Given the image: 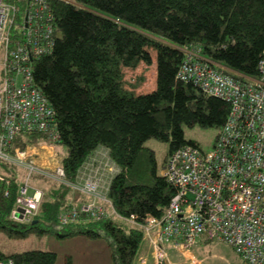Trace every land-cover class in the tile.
Masks as SVG:
<instances>
[{"label": "trees", "instance_id": "1", "mask_svg": "<svg viewBox=\"0 0 264 264\" xmlns=\"http://www.w3.org/2000/svg\"><path fill=\"white\" fill-rule=\"evenodd\" d=\"M71 1L50 0L55 44L50 54L34 60V82L54 107L55 145L66 147L61 166L67 180L75 181L93 160V153L100 147L106 149L107 160L116 170L108 196L117 214L100 219L81 214L77 222L61 224L60 211L75 205L70 196L73 189L49 181L34 218L16 221L10 214L21 174L16 165L0 162L4 177L0 181V224L18 232L53 229L59 237H104L112 264H139L145 248L143 230L126 218L161 216L175 193L157 170L155 151L145 141L156 137L169 142L166 164L174 150L198 145L185 138L184 124L199 123L219 129V134L230 111L223 98L181 79L180 67L191 51L197 54L194 59L223 69L240 82L261 79L264 0ZM154 61L152 90L118 92L126 68ZM46 137L39 131L21 132L6 150L14 155L16 150L47 144ZM8 257L15 264H54L57 253L30 249L7 254L0 248V259Z\"/></svg>", "mask_w": 264, "mask_h": 264}, {"label": "built area", "instance_id": "2", "mask_svg": "<svg viewBox=\"0 0 264 264\" xmlns=\"http://www.w3.org/2000/svg\"><path fill=\"white\" fill-rule=\"evenodd\" d=\"M54 36L50 0H0V162L26 170L10 214L16 221H31L42 203L43 189L30 182L34 174L93 197L62 209L61 224L77 222L81 214L100 219L107 215L106 204L112 208L98 169L69 181L61 165L39 169L33 150H16L14 155L6 150L21 132L58 138L54 107L35 84L33 73L34 60L53 51ZM195 55L189 51L179 77L226 100L227 121L210 150L186 144L170 153L163 174L175 193L161 216L132 215L126 220L142 228L153 264H203L208 255L195 246L216 240L233 247L243 264H264V53L258 63L262 78L247 82ZM106 166L115 171L108 161ZM0 264L15 262L8 257Z\"/></svg>", "mask_w": 264, "mask_h": 264}, {"label": "rangeland", "instance_id": "3", "mask_svg": "<svg viewBox=\"0 0 264 264\" xmlns=\"http://www.w3.org/2000/svg\"><path fill=\"white\" fill-rule=\"evenodd\" d=\"M126 74L128 76L117 88L118 92L136 94V91L139 90L147 92L153 89L152 85L154 83L149 74L145 73L146 77L144 80L146 79L147 83L145 81L141 82L136 72L129 70ZM150 80L151 82L149 83L148 81ZM114 86H116V83ZM124 89L130 91H124ZM183 130L187 140L194 141L205 151L213 147L219 131L216 128L201 126L199 123L192 125L184 124ZM47 139L51 143L38 144L29 148L33 150V158L37 161L38 168L44 170L47 168L54 169L61 165V160L66 153V147L55 145L56 140ZM145 145L154 149L157 170L163 173V170L165 171V159L169 152V142L156 137H150L145 141ZM89 163L92 164L93 160L91 159ZM16 167L19 174H21V181H23L26 178V170L19 164ZM16 175L18 176V174ZM30 179L32 185L42 188L43 191L48 187L49 180L37 174H34L33 177L31 176ZM72 194L76 193H70V196ZM75 197L78 200L81 198V195L76 194ZM105 207L107 215H116L109 204H106ZM85 236L87 237L88 235ZM76 238L69 236L59 237L53 229L43 233L30 228L24 232H18L14 228L12 230L10 226L4 227L0 224V248L7 254L30 249H44L57 253V259L54 264H66L67 259H70V264H112L111 248L104 237L88 236V239ZM143 247L145 248L140 255L139 264H153L152 250L146 241ZM195 248L203 250L208 255L206 262L203 264H243L241 256L233 247L223 241L200 242ZM173 256L175 258L179 257L176 252H173Z\"/></svg>", "mask_w": 264, "mask_h": 264}, {"label": "crops", "instance_id": "4", "mask_svg": "<svg viewBox=\"0 0 264 264\" xmlns=\"http://www.w3.org/2000/svg\"><path fill=\"white\" fill-rule=\"evenodd\" d=\"M129 70H131L132 72H136L137 73L136 75H139L138 76L139 80L141 82L145 81V83H147L146 79L144 80V78L146 77L145 73L149 74L152 77V81L154 83L152 85V87L155 86V78H156V62L155 61L152 64H145V63L142 62L136 68H126L125 69V71H127V72ZM136 75H133V76H136ZM127 76L128 75L126 74L125 77L121 80V82L119 84H121L125 80V78ZM148 82L150 83L151 80L148 81ZM139 91H137V92H139ZM91 158H93V163L92 164L90 163L87 167L82 168L80 174H83L85 177H87V175L93 174L98 169L99 170L100 180H101V183H102V188H103V186H106L109 183V181L111 180V178L113 177V175L115 173L113 168H109L108 166H106V162H107V159H108L106 149L103 148V147L98 148L93 153ZM72 193H76V194L81 195V198L78 199V200L75 197L76 194H72V196H71V202L75 203L77 205H80L82 203H85V202H88V201L92 200L91 196L83 194L81 192L77 193L76 191L74 192L72 190ZM69 237H77L76 239H88L87 238L88 236L86 237L85 234L72 235V236H69Z\"/></svg>", "mask_w": 264, "mask_h": 264}, {"label": "bare ground", "instance_id": "5", "mask_svg": "<svg viewBox=\"0 0 264 264\" xmlns=\"http://www.w3.org/2000/svg\"><path fill=\"white\" fill-rule=\"evenodd\" d=\"M221 70V69H220ZM229 74V73H228ZM231 75V74H230ZM233 76V75H232ZM237 81H239L238 79H236ZM240 82V81H239ZM228 118V117H227ZM226 121H227V119H226ZM226 123V122H225ZM224 123V124H225ZM111 181V180H110ZM110 181H109V183L106 185V186H103V190H106V188H108V190H109V185H110ZM108 190H107V194H108Z\"/></svg>", "mask_w": 264, "mask_h": 264}, {"label": "clouds", "instance_id": "6", "mask_svg": "<svg viewBox=\"0 0 264 264\" xmlns=\"http://www.w3.org/2000/svg\"><path fill=\"white\" fill-rule=\"evenodd\" d=\"M30 150H32V149H30ZM108 161V160H107ZM116 171V170H115Z\"/></svg>", "mask_w": 264, "mask_h": 264}, {"label": "water", "instance_id": "7", "mask_svg": "<svg viewBox=\"0 0 264 264\" xmlns=\"http://www.w3.org/2000/svg\"><path fill=\"white\" fill-rule=\"evenodd\" d=\"M22 211V210H21Z\"/></svg>", "mask_w": 264, "mask_h": 264}]
</instances>
